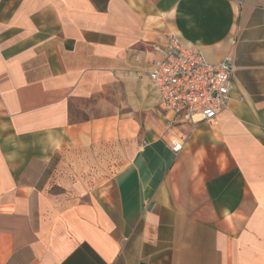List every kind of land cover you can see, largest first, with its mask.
Listing matches in <instances>:
<instances>
[{
	"label": "crops",
	"instance_id": "1",
	"mask_svg": "<svg viewBox=\"0 0 264 264\" xmlns=\"http://www.w3.org/2000/svg\"><path fill=\"white\" fill-rule=\"evenodd\" d=\"M170 34L232 59L210 123L147 76ZM0 264H264V0H0Z\"/></svg>",
	"mask_w": 264,
	"mask_h": 264
},
{
	"label": "built area",
	"instance_id": "2",
	"mask_svg": "<svg viewBox=\"0 0 264 264\" xmlns=\"http://www.w3.org/2000/svg\"><path fill=\"white\" fill-rule=\"evenodd\" d=\"M158 58L147 76L165 111L179 115L194 127L210 123L226 109L230 101L234 67L230 57L211 64L204 56L183 45L173 34L163 45L153 47ZM174 143L173 152L181 150Z\"/></svg>",
	"mask_w": 264,
	"mask_h": 264
},
{
	"label": "rangeland",
	"instance_id": "3",
	"mask_svg": "<svg viewBox=\"0 0 264 264\" xmlns=\"http://www.w3.org/2000/svg\"><path fill=\"white\" fill-rule=\"evenodd\" d=\"M175 137H172L171 140H170V143L174 146V143H175ZM111 149L110 148V152L107 154V158H108V161L111 162L112 160H115L116 161V156L117 154L115 152H111ZM173 149V147H172ZM113 150V149H112ZM173 151V150H172ZM99 155H95V159H97ZM113 172H115L114 170H93V171H88V176L89 178L91 179H100V178H104V177H107L109 176L110 174H112Z\"/></svg>",
	"mask_w": 264,
	"mask_h": 264
}]
</instances>
